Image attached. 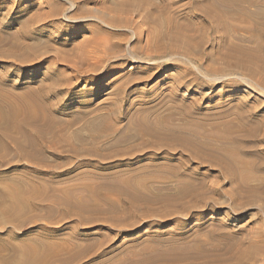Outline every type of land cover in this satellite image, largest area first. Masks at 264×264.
Segmentation results:
<instances>
[{
	"label": "rangeland",
	"instance_id": "obj_1",
	"mask_svg": "<svg viewBox=\"0 0 264 264\" xmlns=\"http://www.w3.org/2000/svg\"><path fill=\"white\" fill-rule=\"evenodd\" d=\"M9 2L0 0V83L54 91L60 105L89 112L97 123L74 130L101 137L88 158L107 170L41 186L0 179V264L65 245L97 254L72 253L75 264H264V0ZM98 48L109 52L104 64ZM76 61L87 78H75ZM166 147L199 158L197 176L153 163ZM69 203L100 212L68 215Z\"/></svg>",
	"mask_w": 264,
	"mask_h": 264
},
{
	"label": "bare ground",
	"instance_id": "obj_2",
	"mask_svg": "<svg viewBox=\"0 0 264 264\" xmlns=\"http://www.w3.org/2000/svg\"><path fill=\"white\" fill-rule=\"evenodd\" d=\"M3 1L9 2L11 0H3ZM14 7L15 6L11 8V11L14 10ZM51 7H52V13H54L57 10V8L55 6H51ZM25 29H20L19 31V35H21L22 38L24 36L25 37L27 36L28 31L26 32ZM148 33L147 35H149ZM150 36L156 37L157 39V37H159L160 34L158 32L157 34L151 33ZM103 41H104L103 44L100 46L101 47L103 46V48L107 49L106 46H109L107 44L108 41L107 40H103ZM18 42L20 45L19 40ZM15 44L17 43L15 42ZM15 44L12 46L16 47ZM95 45H96V42H95ZM20 47L21 46H19V48ZM105 49L104 50L100 49V51L103 52V55L100 56L99 54H97V62H100L101 64H104L105 59L108 58L109 52L107 53L108 50L106 51ZM10 52L9 54L11 56ZM33 52H34V49H33ZM36 52H34V54ZM86 52L90 53V51H87V50ZM95 55L96 54H94V56ZM90 56L91 55H89V57ZM111 57L113 58V56ZM85 59H88V58H85ZM85 59H83L84 62H87L85 61ZM89 59H92V56ZM89 59L88 61L90 62H87V63L91 64V60ZM83 60H81V62ZM75 63L76 64H74V62L69 63L72 65L73 64L75 65V66H72V65L69 66L73 70H75V74H76L75 78H77L78 81L80 78L81 79L87 78L86 73L83 72L82 70L83 68L81 69L80 67L77 66L78 64L80 66L83 63L80 64L77 61ZM95 63H96V60H95ZM95 63H92V64H95ZM132 63L145 64V61H141L139 58H134ZM55 64H57V62ZM93 66L95 67V65ZM97 70L98 69L95 68L94 70H92V72H96ZM58 75H59L58 77L62 76L63 71H60ZM50 76L52 80H54V82L58 78L54 74L53 76L52 75ZM60 78H64V77H60ZM88 80L91 81L92 78ZM7 82H8L7 80L3 79L2 83H0V167H6V169H9V170L6 172L0 173V179L11 178L14 174H20L26 177L30 182L38 186H41L43 182H47L50 184L51 182L54 183V182L61 181L65 179L66 177L74 174V172H76L80 168H88L92 170V173H95V174L99 173L100 170L101 171L107 170V168L101 166V164H98L94 162V160L88 158L89 156H92L94 154L93 149H99V148H93L91 147V145L97 142L100 143L99 139L101 137L97 138L92 135L91 136L80 135L79 133L81 131V128H77L76 130H74V127L78 124L79 120L86 119L87 128L88 127L90 128L91 126H93V124L96 121L93 123V120L87 117L89 112L84 111L82 113L84 115L81 116L79 115L80 114L79 111H78L79 113H76V111L74 113L72 112L71 109H69L70 108L69 106L60 105L58 102H56L57 94L54 91L47 92V91H44V89L33 91L30 89H27L24 92H21L19 94L15 92L16 90L15 87L17 86H14L13 90L12 89L8 90L7 88H5V84H7ZM70 97H71V94L68 93V98ZM68 105H71V104H68ZM200 111L201 113L204 114L206 109L202 107L200 108ZM113 118L116 122H119L118 118H115V117ZM117 130H119V128H117ZM145 131L150 133V136L152 134L154 135V137L158 136V135H155L153 131H151V129L149 128L145 129ZM166 148H167L166 150H164L163 152L159 154H151L152 156H150L149 158L153 161V163L154 162L158 163L159 161H161L160 163L164 165H171L172 163H177L178 167H175L176 169H174V171L177 172V174H181L185 176H192V177L193 175L198 174V172H196V168H193V164L198 163L199 166H202L204 163L199 158L193 156V154L188 153L187 148L182 147L180 151H176V152L170 150V147L169 148L166 147ZM57 163H60V165L62 166H57L58 165ZM172 166H170V168H173ZM61 167L62 168L67 167V168L66 169L63 168L65 170H62L60 172L59 169H61ZM190 192H191V187L184 186L181 189H179L178 194L180 196H184L186 194H189ZM0 193L3 194L2 192ZM65 205L68 208L67 209L68 211L66 210L68 215H72V214L81 215L83 212L85 213L86 211H91V210L93 212H100L99 211L100 207L98 205H92L93 207L91 206L89 207L88 205L90 209L84 206V204L82 205V203L81 205L80 203L79 205H77L76 203L75 204H70V203L62 204V206H65ZM3 206H6V205H2V207ZM72 253L79 255V256H89L93 258L97 256V254L91 253L86 248L76 249L73 246L65 245V247L61 248L57 252H53V256L49 254L40 255L38 257H35V259L33 261H30L28 264H55V262H57L58 264H75V263H72L71 261L70 255Z\"/></svg>",
	"mask_w": 264,
	"mask_h": 264
}]
</instances>
